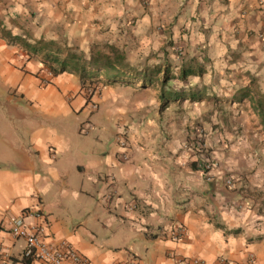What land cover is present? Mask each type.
Masks as SVG:
<instances>
[{
	"label": "crops",
	"instance_id": "obj_1",
	"mask_svg": "<svg viewBox=\"0 0 264 264\" xmlns=\"http://www.w3.org/2000/svg\"><path fill=\"white\" fill-rule=\"evenodd\" d=\"M15 37L84 54L115 50L143 71L192 66L201 85L212 77V101L259 126L264 0H0V255L8 264L28 261L25 240L11 234L18 217L27 229L44 224L46 243H66L89 264H245L250 255L264 264V158L256 148L247 142L228 159L212 152L216 166L234 173L230 186L221 169L204 177L179 139L123 147L112 130L108 145L98 136L87 142L94 130L110 133L105 109L116 97L87 98L75 75L52 77ZM248 86L257 105L234 101ZM92 103L102 110L92 115ZM86 122L90 131L80 128ZM181 226L186 237L176 242L169 234Z\"/></svg>",
	"mask_w": 264,
	"mask_h": 264
},
{
	"label": "rangeland",
	"instance_id": "obj_2",
	"mask_svg": "<svg viewBox=\"0 0 264 264\" xmlns=\"http://www.w3.org/2000/svg\"><path fill=\"white\" fill-rule=\"evenodd\" d=\"M101 49L103 48L99 50ZM85 55L88 59L91 56L90 53H85ZM171 62L174 63L172 59ZM130 64L141 71L140 65ZM175 68L171 73L172 79L165 89L166 93L175 91L179 94H188L189 90L201 91L199 88L203 86L201 85L203 78L190 77L185 81L176 79L175 74L179 76V70H175ZM46 82L45 80L43 84ZM207 84L202 88L208 94V99L186 101V99L179 97L176 101L163 104L160 86H154L147 90H139L140 88L135 87L137 91L128 92L129 85L122 84L121 87H115L114 85L104 86L102 83H87L82 88L80 81V86L87 98L91 99L93 96H98L107 91L113 94L118 100L116 103H119L114 108H104L105 111L109 110L111 112L109 114L113 116L112 119H109L111 121L106 119L107 122H112L111 125L107 122L105 125L106 132L110 130V133L102 134L94 130L88 136L90 139H87V142L95 144L98 136L100 142L108 145L112 143L114 138H117L119 144L125 147L132 142L138 145L147 143L166 144L175 141L174 139H179L183 144L184 150L182 151H185L187 157L199 165L204 177L212 174L214 169H221L225 177L228 178L227 181L232 180L233 182L231 177L234 176V173L231 171L226 173L224 168L216 166V161L212 160V156H214L212 152L219 154V156L223 154L222 157L228 159L232 157V154H238L237 150L240 146L241 150L245 149L244 146H247L248 142L254 149H257L259 158H264V149L262 148L264 132L260 131L261 128L257 125V117L251 115L240 119L241 114L236 111H229L228 104L212 101V77ZM101 110V105L92 103V115ZM146 115L147 117H144ZM86 123L81 124L82 131H85L86 128L90 131L89 128L94 127L93 125L89 126L88 123L87 126ZM112 130L115 132L114 138L111 135Z\"/></svg>",
	"mask_w": 264,
	"mask_h": 264
},
{
	"label": "trees",
	"instance_id": "obj_3",
	"mask_svg": "<svg viewBox=\"0 0 264 264\" xmlns=\"http://www.w3.org/2000/svg\"><path fill=\"white\" fill-rule=\"evenodd\" d=\"M14 42L21 44L23 49L32 57L41 60L48 67L52 77H58L64 73L77 76L82 88L87 83H102L104 86H112L115 84L135 85L140 89H152L154 86H160L161 99L163 104L176 101L179 97L184 99L201 100L204 98L202 91L195 92L190 90L188 94H179L175 91L165 92L168 83L171 81V66L155 67L151 70H137L126 61L124 55L113 50L110 54L102 50H94L88 59L83 52L76 49L68 48L59 42H45L43 40L30 44L21 38H12ZM201 70L197 71L192 66H184L179 70V76L175 74L176 79L185 81L192 76H197ZM95 91V90H94ZM255 88L248 86L242 90L238 98H234L235 102H243L246 99L257 105L253 94ZM188 95V96H187ZM247 100V101H248ZM259 105V104H258ZM259 108L264 113V105L260 104ZM259 126L264 132V114L260 113ZM29 263V261H24Z\"/></svg>",
	"mask_w": 264,
	"mask_h": 264
},
{
	"label": "built area",
	"instance_id": "obj_4",
	"mask_svg": "<svg viewBox=\"0 0 264 264\" xmlns=\"http://www.w3.org/2000/svg\"><path fill=\"white\" fill-rule=\"evenodd\" d=\"M179 56L182 51L179 49ZM232 185V180L227 181ZM41 218V215L37 216ZM45 225H37L33 229H27L23 217L14 218L11 221V234L17 239H24L26 248L23 253L24 259L28 261H39L43 264H89L87 258L73 249L66 243H46L43 239ZM170 238L176 242L182 241L186 237L184 226L173 229ZM9 259L6 255H0V264H8ZM127 264H139L136 258H131ZM188 264H202L198 260L189 261ZM219 264H230L228 260L222 258ZM245 264H256L254 255H250Z\"/></svg>",
	"mask_w": 264,
	"mask_h": 264
}]
</instances>
